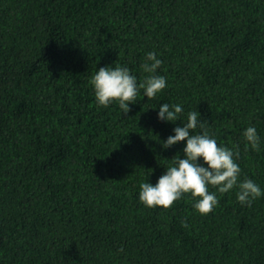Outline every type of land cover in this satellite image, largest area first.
Masks as SVG:
<instances>
[{
    "label": "trees",
    "instance_id": "1",
    "mask_svg": "<svg viewBox=\"0 0 264 264\" xmlns=\"http://www.w3.org/2000/svg\"><path fill=\"white\" fill-rule=\"evenodd\" d=\"M149 51L167 87L126 116L97 106L96 70L142 81ZM164 102L198 111L264 188V0H0V264H264V196L217 192L206 215L188 194L139 201L183 156L162 147L181 124L157 119Z\"/></svg>",
    "mask_w": 264,
    "mask_h": 264
},
{
    "label": "clouds",
    "instance_id": "2",
    "mask_svg": "<svg viewBox=\"0 0 264 264\" xmlns=\"http://www.w3.org/2000/svg\"><path fill=\"white\" fill-rule=\"evenodd\" d=\"M162 63L155 52H147L141 65L146 75L139 82L127 66L100 67L91 80L97 106L107 107L116 102L121 115L126 116L141 90L142 96L156 98L167 87L166 77L157 71ZM156 117L160 121L181 122L172 129L173 134L162 140V147H171L183 141V156L174 154L155 184L147 180L140 183L138 199L146 207L162 206L167 209L188 194L194 200V209L206 215L218 204L217 192L223 194L236 188V199L244 205H251L253 200L264 196V188L258 183L250 178L240 179L241 169L236 162L238 146L218 144L198 111H188L184 115L181 103L164 102L159 104ZM243 137L247 146L260 150L261 138L255 125L247 126ZM210 187L216 191H210Z\"/></svg>",
    "mask_w": 264,
    "mask_h": 264
}]
</instances>
